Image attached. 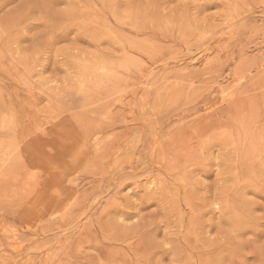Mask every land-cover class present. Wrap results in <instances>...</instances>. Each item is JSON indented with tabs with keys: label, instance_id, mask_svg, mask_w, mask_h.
Instances as JSON below:
<instances>
[{
	"label": "rangeland",
	"instance_id": "374dc122",
	"mask_svg": "<svg viewBox=\"0 0 264 264\" xmlns=\"http://www.w3.org/2000/svg\"><path fill=\"white\" fill-rule=\"evenodd\" d=\"M77 3L83 27L53 41H75L74 60L17 59L39 21L0 40V117L14 118L0 131V264H237L202 235L229 223L209 208L229 185L264 170V0H160L132 19L112 0ZM237 193L264 211V189ZM237 236L264 241V221Z\"/></svg>",
	"mask_w": 264,
	"mask_h": 264
},
{
	"label": "clouds",
	"instance_id": "9594fccd",
	"mask_svg": "<svg viewBox=\"0 0 264 264\" xmlns=\"http://www.w3.org/2000/svg\"><path fill=\"white\" fill-rule=\"evenodd\" d=\"M112 5L114 15L124 19H132L140 14L147 15L157 11L160 8V0H122V5L118 4V0H112ZM187 6L186 3L173 5L174 8L181 9ZM36 8L40 9L39 13L32 15L33 10ZM80 16L81 6L77 3V0H66V3L59 7H52L51 0H17L14 7L0 13V40L16 41L18 35L24 34L26 25L33 21H39L46 27L43 31L33 34L29 45L23 48L17 46V59L29 64L38 63L47 50L52 47L56 60H74L79 53V45L75 41L71 40L56 45H53V41L55 36L71 22L78 23L83 27ZM13 120L14 118L0 117V131H8ZM212 139L221 140V137L215 133L202 137L194 145L193 152L206 156L204 147ZM196 163H199V161L193 160L192 165ZM244 182H252L258 188L264 189V170H259L253 166V171L248 179L242 182H233L229 185L227 191L219 199L218 204L209 207L218 211L221 217L227 215L229 223L222 224L218 219L215 232L201 235L206 245L205 250L208 252H212L217 248H226L232 253L237 264H245L244 257L255 254L259 258L257 264H264V241L250 243L252 238L241 239L237 236V228L241 223L247 222L255 225L264 221V211L253 212L254 206L259 203L256 202L258 200L251 196H240L237 193L238 186ZM125 198L129 199L130 202L135 201L130 193H127ZM121 222L123 223L122 218ZM159 223L164 224L163 221ZM154 224L156 223L149 225L145 231ZM249 244L250 246L245 248V245ZM250 247H255L256 251L250 252ZM161 248H171V244L157 249ZM234 252L235 254H233ZM210 264H214L213 258L210 260Z\"/></svg>",
	"mask_w": 264,
	"mask_h": 264
}]
</instances>
